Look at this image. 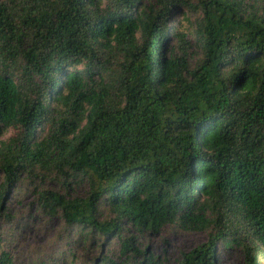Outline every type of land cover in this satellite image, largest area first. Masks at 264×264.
<instances>
[{"label":"trees","instance_id":"obj_1","mask_svg":"<svg viewBox=\"0 0 264 264\" xmlns=\"http://www.w3.org/2000/svg\"><path fill=\"white\" fill-rule=\"evenodd\" d=\"M176 4L186 7L0 0V232L22 174L55 172L67 188L86 175V198L38 196L46 216L82 230L83 245L116 240L120 258L166 264L139 238L177 224L208 233L179 264H219L223 243L260 264L264 0H200L188 31L169 25ZM10 128L20 132L2 140ZM3 236L0 264H14ZM97 261L82 264H118Z\"/></svg>","mask_w":264,"mask_h":264},{"label":"rangeland","instance_id":"obj_2","mask_svg":"<svg viewBox=\"0 0 264 264\" xmlns=\"http://www.w3.org/2000/svg\"><path fill=\"white\" fill-rule=\"evenodd\" d=\"M146 1L157 3V0ZM183 1L186 3L185 8L180 9L177 4L172 7L175 14L169 25L188 31L194 26V21L202 16L200 0ZM19 132L18 129L10 128L1 139L7 140ZM39 133L40 131L38 135ZM68 182L70 185L67 188L64 177L55 172L37 170L34 174H22L17 186L7 196L4 204L11 210L14 220L10 227L3 223L1 225L3 230L0 233L4 235V248L12 255L14 264L94 263L98 262L97 259L103 254H108L118 264H136V261L120 258V247L116 240L106 244L101 240L94 247L87 243L83 245L79 242L82 230L68 228L60 218L51 219L40 210L38 196L44 191H52L70 198H86L90 194L89 176L79 175L75 180L68 179ZM3 183L4 175L0 171V188ZM98 217L101 221L108 220L111 214L106 207L101 206ZM207 237L206 232H187L180 229L177 224H172L156 234L146 233L139 238V244L143 250L149 248V254L165 257L166 264H179L183 253L204 243ZM70 242L74 243L72 247L69 246ZM72 253L77 255L76 261H72ZM217 258L219 264H245L242 249L230 243L218 246ZM260 264H264V257L260 258Z\"/></svg>","mask_w":264,"mask_h":264}]
</instances>
